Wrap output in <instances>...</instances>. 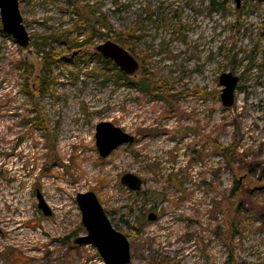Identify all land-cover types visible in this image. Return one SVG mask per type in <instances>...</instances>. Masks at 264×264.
<instances>
[{"label": "rangeland", "instance_id": "rangeland-1", "mask_svg": "<svg viewBox=\"0 0 264 264\" xmlns=\"http://www.w3.org/2000/svg\"><path fill=\"white\" fill-rule=\"evenodd\" d=\"M19 2L30 45L0 21V264H104L73 243L88 191L130 240V264H264V1ZM120 33L134 76L96 50ZM226 72L239 77L231 108ZM147 73L160 83L150 92ZM100 122L135 142L101 158ZM127 173L140 191L121 183ZM236 181L248 191L234 196Z\"/></svg>", "mask_w": 264, "mask_h": 264}, {"label": "water", "instance_id": "water-1", "mask_svg": "<svg viewBox=\"0 0 264 264\" xmlns=\"http://www.w3.org/2000/svg\"><path fill=\"white\" fill-rule=\"evenodd\" d=\"M234 1L236 7L240 8L242 0ZM0 21L3 31L11 35L21 47L26 48L30 45L31 37L24 24L19 0H0ZM96 50L103 57L112 60L127 76L136 75L141 68L139 60L119 43L108 40L97 46ZM219 82L223 86L222 105L225 108H231L235 104L239 77L226 72L220 75ZM135 138L134 135L126 133L112 122H100L96 126V149L99 156L104 159L111 156L122 145L133 144ZM121 183L134 192L140 191L143 186V180L131 173L125 174L121 178ZM76 201L82 214V223L86 233L74 239L73 243L78 246H92L104 264H130V240L113 226L96 193L93 191L78 193ZM38 202L39 209L46 216H50L52 211L40 194ZM148 219L156 221L157 214L150 213Z\"/></svg>", "mask_w": 264, "mask_h": 264}, {"label": "trees", "instance_id": "trees-1", "mask_svg": "<svg viewBox=\"0 0 264 264\" xmlns=\"http://www.w3.org/2000/svg\"><path fill=\"white\" fill-rule=\"evenodd\" d=\"M257 1H264V0H257ZM212 5L214 7L217 5L215 0H212ZM261 35H264V27L261 29ZM58 38H60V36ZM130 38H131L130 33H120L117 35L116 42H118L120 45H122L126 49L131 50L132 46L129 44ZM49 45L50 44L48 43L47 40H45L43 43L38 45V52H39V54H41L42 59H43V65H44L45 69H47V70H50V68L53 65L57 64V59H58V58L57 59L54 58V55H52V51L50 49H47ZM57 57L60 58L59 55H57ZM119 75L123 76L121 73H119ZM159 84L160 83L157 82L155 75L149 74V73L145 74L144 79L140 82L141 87L145 91H148V92H150L152 89L158 87ZM174 97L175 96L170 95L168 97H165V99L168 103H171L173 100H176ZM222 148L224 151L229 150V148H224V147H222ZM226 156L228 157V155H226ZM247 191L248 190H245V187L241 182L236 181L234 188L232 189V194L234 196H237V195L242 194V193L247 192Z\"/></svg>", "mask_w": 264, "mask_h": 264}, {"label": "flooded vegetation", "instance_id": "flooded-vegetation-1", "mask_svg": "<svg viewBox=\"0 0 264 264\" xmlns=\"http://www.w3.org/2000/svg\"><path fill=\"white\" fill-rule=\"evenodd\" d=\"M130 51V50H129ZM135 56V55H134ZM158 217V216H157Z\"/></svg>", "mask_w": 264, "mask_h": 264}]
</instances>
